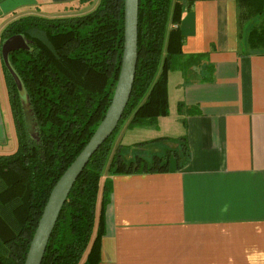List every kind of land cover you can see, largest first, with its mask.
Returning <instances> with one entry per match:
<instances>
[{"label":"trees","instance_id":"1","mask_svg":"<svg viewBox=\"0 0 264 264\" xmlns=\"http://www.w3.org/2000/svg\"><path fill=\"white\" fill-rule=\"evenodd\" d=\"M235 2L242 54L264 51V0ZM191 4L192 0H139L138 58L127 105L117 127L72 184L40 264H99L112 175L168 171L171 158L174 168L180 169L189 161L184 136L133 144L116 138L124 124L129 129L157 128L158 118L169 114L168 72L205 57L183 55L179 23ZM123 8L124 0H99L84 14L23 15L0 33V47L15 34L28 44V49L9 54L22 91L1 59L16 147L0 152V264L24 263L51 188L104 117L120 69ZM177 109H182L180 102ZM165 141L176 146L142 148Z\"/></svg>","mask_w":264,"mask_h":264},{"label":"crops","instance_id":"2","mask_svg":"<svg viewBox=\"0 0 264 264\" xmlns=\"http://www.w3.org/2000/svg\"><path fill=\"white\" fill-rule=\"evenodd\" d=\"M98 1L0 0V33L23 15L84 14ZM179 27L183 55L205 57L168 72L169 114L154 136L124 144L184 136L190 159L112 175L99 264H264V51L242 54L235 0H192ZM133 129L122 125L117 142ZM14 136L0 58V152ZM163 144L176 146L142 148Z\"/></svg>","mask_w":264,"mask_h":264},{"label":"water","instance_id":"3","mask_svg":"<svg viewBox=\"0 0 264 264\" xmlns=\"http://www.w3.org/2000/svg\"><path fill=\"white\" fill-rule=\"evenodd\" d=\"M139 0H124L123 45L119 74L110 104L103 119L70 164L64 169L50 190L47 201L38 219L23 264H40L48 238L54 227L61 207L75 179L91 154L112 134L127 105L137 64V28ZM18 49H28L24 37L15 34L3 40L0 47L2 62L12 75L19 91L22 84L9 62V54Z\"/></svg>","mask_w":264,"mask_h":264},{"label":"rangeland","instance_id":"4","mask_svg":"<svg viewBox=\"0 0 264 264\" xmlns=\"http://www.w3.org/2000/svg\"><path fill=\"white\" fill-rule=\"evenodd\" d=\"M21 95L24 97L23 93ZM30 123L31 122L29 120V124ZM30 130H31V132L33 134L34 132L32 131V127H30ZM154 135H155V133L149 127H137V128H135L133 130H128L126 132V135L124 136V139H123V143H131V142L138 141V140H141V139H147V138L152 137ZM15 142H16V140H15Z\"/></svg>","mask_w":264,"mask_h":264}]
</instances>
